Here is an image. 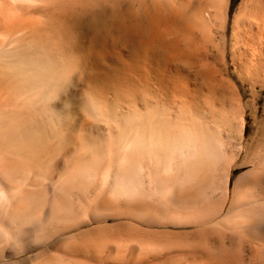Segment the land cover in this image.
Masks as SVG:
<instances>
[{
	"label": "bare ground",
	"instance_id": "bare-ground-1",
	"mask_svg": "<svg viewBox=\"0 0 264 264\" xmlns=\"http://www.w3.org/2000/svg\"><path fill=\"white\" fill-rule=\"evenodd\" d=\"M231 7L0 0V264H264V0Z\"/></svg>",
	"mask_w": 264,
	"mask_h": 264
},
{
	"label": "rangeland",
	"instance_id": "rangeland-1",
	"mask_svg": "<svg viewBox=\"0 0 264 264\" xmlns=\"http://www.w3.org/2000/svg\"><path fill=\"white\" fill-rule=\"evenodd\" d=\"M241 0H230V5L232 6L231 7V10L229 11V17H231V14H232V12H233V8H235L236 7V5L240 2ZM249 85H244V87H243V97H244V99H251V95H249V93L251 92V88L249 89ZM254 92L256 93V98L258 99V102L260 103V102H262L263 100H264V89H260V88H256L255 90H254ZM263 92V93H262ZM262 93V94H261ZM248 94V95H247ZM250 97V98H249ZM236 173V172H235Z\"/></svg>",
	"mask_w": 264,
	"mask_h": 264
}]
</instances>
